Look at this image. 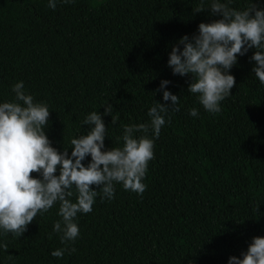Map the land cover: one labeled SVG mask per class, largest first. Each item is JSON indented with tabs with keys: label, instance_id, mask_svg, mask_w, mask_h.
Wrapping results in <instances>:
<instances>
[{
	"label": "trees",
	"instance_id": "16d2710c",
	"mask_svg": "<svg viewBox=\"0 0 264 264\" xmlns=\"http://www.w3.org/2000/svg\"><path fill=\"white\" fill-rule=\"evenodd\" d=\"M48 2L0 0V103L13 101L12 86L23 81L26 93L49 107L45 132L54 148L71 155V139L89 130L85 117L103 114L109 103L119 121L102 116L104 150L122 147L125 125L148 123L156 101L171 105L163 89L157 91L165 79L180 97L179 110L169 109L171 122L166 117L153 137L142 196L121 184L112 200L98 195L90 213H78L76 251L63 258L51 254L64 247L53 232L61 219L58 203L38 213L21 237L0 229V245L8 244L7 251L0 247V264H228L232 256L243 258L253 238L264 237V84L253 72L256 49L238 56L230 69L232 94L211 114L189 93L191 74L174 75L168 66L181 37L221 18L194 12L202 0H57L55 10ZM253 2L264 8V0H231L230 6L243 10ZM204 3L207 8L211 0ZM191 108L199 115L191 116ZM90 161L89 155L83 163Z\"/></svg>",
	"mask_w": 264,
	"mask_h": 264
},
{
	"label": "clouds",
	"instance_id": "9594fccd",
	"mask_svg": "<svg viewBox=\"0 0 264 264\" xmlns=\"http://www.w3.org/2000/svg\"><path fill=\"white\" fill-rule=\"evenodd\" d=\"M230 3L211 0L206 8L202 0L193 8L196 13L210 10L221 18L201 22L198 34L191 38L181 37L168 60L174 75L191 74L188 91L196 94L211 114L221 112V102L232 94L236 80L230 69L249 49H256L251 57L255 61L253 72L264 84V8L253 2L237 10ZM48 7L55 10L57 0H49ZM169 83L163 80L157 91L163 89V100L171 101V105L156 101L148 110V123L125 125L122 147L104 150L107 128L102 116L111 114L113 125L119 121L109 103L103 114L92 111L85 117L83 124L90 126L89 130L71 139V155L68 149L61 153L54 148L46 135L50 116L47 104L35 102L33 95L26 93L23 81L15 83V99L0 103V229L21 237L38 213H47L58 203L61 219L54 223L53 232L59 234L64 247L51 254L63 258L66 252L76 251L78 213H90L98 195L102 200H112L115 185L121 184L142 196L147 188L143 179L154 159L153 137L160 136L166 117L167 123L171 122L169 109L179 110L180 97L167 90ZM189 114L196 117L199 110L191 108ZM89 155L91 161L85 165L83 161ZM0 247L8 250L7 243ZM228 264H264V237H254L243 258L232 256Z\"/></svg>",
	"mask_w": 264,
	"mask_h": 264
}]
</instances>
